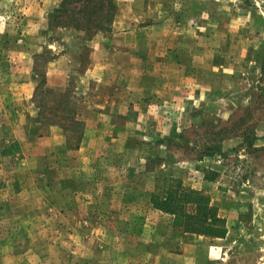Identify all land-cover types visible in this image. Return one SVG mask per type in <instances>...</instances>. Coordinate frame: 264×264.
Here are the masks:
<instances>
[{"label": "rangeland", "instance_id": "1", "mask_svg": "<svg viewBox=\"0 0 264 264\" xmlns=\"http://www.w3.org/2000/svg\"><path fill=\"white\" fill-rule=\"evenodd\" d=\"M61 1L0 0V264H264V0H114L88 31ZM166 177L225 237L152 208Z\"/></svg>", "mask_w": 264, "mask_h": 264}, {"label": "trees", "instance_id": "2", "mask_svg": "<svg viewBox=\"0 0 264 264\" xmlns=\"http://www.w3.org/2000/svg\"><path fill=\"white\" fill-rule=\"evenodd\" d=\"M115 10L114 0H62L50 12L48 21L55 27L101 30L111 24ZM97 17L101 19L97 21ZM69 120L80 128V121ZM79 133L80 131L77 133V141L81 136ZM161 182L162 195L151 194L153 209L178 218L183 233L209 238L225 237V219L218 216L216 208L210 205L209 196L194 189L183 190L180 181L173 177L163 178Z\"/></svg>", "mask_w": 264, "mask_h": 264}]
</instances>
